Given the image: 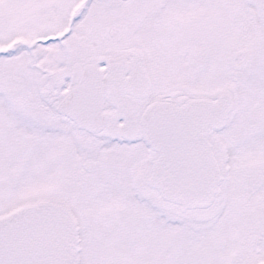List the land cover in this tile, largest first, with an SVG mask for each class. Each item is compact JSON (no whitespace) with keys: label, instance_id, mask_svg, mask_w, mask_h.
I'll return each instance as SVG.
<instances>
[{"label":"snow or ice","instance_id":"obj_1","mask_svg":"<svg viewBox=\"0 0 264 264\" xmlns=\"http://www.w3.org/2000/svg\"><path fill=\"white\" fill-rule=\"evenodd\" d=\"M0 264H264V0H0Z\"/></svg>","mask_w":264,"mask_h":264}]
</instances>
